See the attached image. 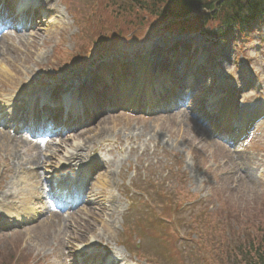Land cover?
I'll return each instance as SVG.
<instances>
[{
	"label": "rangeland",
	"instance_id": "374dc122",
	"mask_svg": "<svg viewBox=\"0 0 264 264\" xmlns=\"http://www.w3.org/2000/svg\"><path fill=\"white\" fill-rule=\"evenodd\" d=\"M40 1L57 12L48 27L32 30L30 36L17 33L22 38L4 35L0 40V73L5 72L0 75V110L10 104L17 86L53 88L59 78L57 91L64 86H82L90 73V67L85 66L90 62L88 55L97 56L102 45L138 55L145 50L144 42L154 36V43L160 42L162 48L168 32L182 35L212 29L199 9L180 17L169 14L170 8L176 10L170 0L166 1L170 7L158 5L160 16L129 7V0ZM247 36L244 50L234 40L228 45L221 43L220 48L232 50L226 54L231 62L241 60L243 66L245 59L250 60L251 68L245 72L253 71L256 76H252L253 86L240 89V72L225 60L223 69L216 68L194 91L204 104L220 81L232 90L239 88L238 117L246 123L250 114L241 112L244 107L264 111V28L262 33L255 30ZM190 37L198 38V48L207 51L198 35ZM34 38L39 48L37 55L34 52L29 58ZM78 60L85 68L70 70ZM247 77L250 80L251 75ZM193 111L182 107L144 116L122 111L99 118L84 130L94 135L97 127L115 149L105 147L106 154H112L92 173L85 189L86 203L64 213L38 209L35 220L6 230L1 225L6 217L4 208L17 200L25 202L30 196L25 192L39 196L42 173L33 164L38 159L45 163L50 155L49 159L58 157L65 150L59 142L75 145L87 136L78 131L43 146L0 128V264L11 259L19 264L31 260L34 264H65L68 258L59 259L62 251L67 246L77 250L84 245L105 247L117 260L129 257L126 252H130L129 260L136 264H231L233 257L242 259L243 250L239 253L237 248L243 249L241 245L252 238L262 243L263 249L264 113L246 138L231 145L215 138L189 114ZM116 144H120L118 149ZM98 147L99 143L92 142L89 149ZM125 192L133 195L128 198ZM134 232L140 240L134 238ZM118 241L125 248L119 247Z\"/></svg>",
	"mask_w": 264,
	"mask_h": 264
},
{
	"label": "trees",
	"instance_id": "16d2710c",
	"mask_svg": "<svg viewBox=\"0 0 264 264\" xmlns=\"http://www.w3.org/2000/svg\"><path fill=\"white\" fill-rule=\"evenodd\" d=\"M129 7L148 11L153 5V11L158 10V5H163L167 0H129ZM179 5L181 14L190 13L195 8L214 10V19H217L219 26H235L243 28L252 19L264 15V0H170ZM222 1V2H221ZM196 3V5H194ZM165 5V4H164ZM225 7V8H224ZM224 8V9H222ZM150 10V14L158 15ZM216 12V14H215ZM203 16V15H202ZM203 20L206 17H202ZM207 19V18H206ZM262 243H257L254 239L247 241L243 249V256L236 264H264V248Z\"/></svg>",
	"mask_w": 264,
	"mask_h": 264
},
{
	"label": "bare ground",
	"instance_id": "6f19581e",
	"mask_svg": "<svg viewBox=\"0 0 264 264\" xmlns=\"http://www.w3.org/2000/svg\"><path fill=\"white\" fill-rule=\"evenodd\" d=\"M0 16H4L5 18H6V16L4 15V14H0ZM33 55H34V51L33 52H29V58H31V57H33ZM202 57H203V55H202ZM204 60H205V58H204ZM201 62V61H200ZM202 62L204 63V61L202 60ZM202 64V63H201ZM119 70H116V71H120V67L118 68ZM1 74L2 75H4L5 74V72H1ZM159 83H161V82H165V81H163V80H160V81H158ZM99 87V86H98ZM146 87H147V85H146ZM145 90V89H144ZM146 90H150V91H146ZM146 90L144 91V92H146L144 95L145 96H147V92L149 93V92H151V88L150 87H148V89L146 88ZM225 93H227V90H223V91H219V90H217L215 93H214V95L209 99V104H208V106L210 107L209 108V110L211 111V112H214L215 110H218L219 108H220V106L221 105H219L220 103H221V101H223L224 99H226L227 98V96H226V94ZM150 94V93H149ZM229 94V93H228ZM227 94V95H228ZM136 96H138V95H136ZM134 98H136L137 99V97H135L134 96ZM85 99H81V98H79V100H75V102L74 101H72V102H69V103H67L66 104V108H68V109H73V111H72V114H73V117H77V115H76V109L75 108H77L76 106H78V104H82V105H80V106H82V107H84V105H85V108H87V109H90L91 110V108H90V106H89V102L88 101H84ZM131 100H133V99H131ZM135 102H137V101H135ZM85 103H87L88 105H86ZM84 104V105H83ZM134 107H135V103H134ZM28 120H30V117H28L27 118ZM25 121V120H24ZM231 121V117H229L228 118V120L226 121V123H228V122H230ZM100 129H98V128H96L95 129V133L97 132V131H99ZM73 156H74V154L73 153H71L70 155H69V157H68V160H71V159H74L73 158ZM39 164V159L37 160V164H33V165H38ZM57 168H60L61 170H62V168L60 167V166H58ZM80 177L83 179V180H85L87 177H88V171H86V170H84L82 173H81V175H80ZM73 185H75V182L72 180L71 181V183H70V185H68V187H66V185H64L63 187L65 188V189H63V188H61V192L63 193L62 195H64L65 196V194H64V192L65 191H68L67 190V188H70L71 189V187L73 186ZM58 187H59V185H58ZM90 256V255H89Z\"/></svg>",
	"mask_w": 264,
	"mask_h": 264
}]
</instances>
